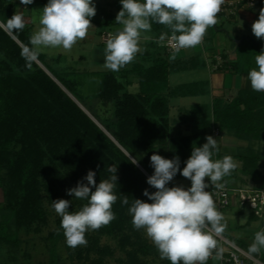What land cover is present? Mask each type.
<instances>
[{
    "label": "rangeland",
    "instance_id": "374dc122",
    "mask_svg": "<svg viewBox=\"0 0 264 264\" xmlns=\"http://www.w3.org/2000/svg\"><path fill=\"white\" fill-rule=\"evenodd\" d=\"M12 1L17 5L15 13L23 15L25 27H28L33 34L39 28V16L45 5L37 2L28 10L25 5L20 3V0ZM119 1L93 0L96 15L91 20L95 24L91 22L93 26L89 28L87 37L78 41L70 51H65L62 48H45L40 51L41 55L46 56L47 64L56 73L69 72L66 77L69 82L77 85L81 101L87 103L91 109L100 108L101 112L105 108L96 96L101 88L103 73L113 72L118 75L120 71L129 69L137 58L136 56L131 63L116 72L104 67L103 54L106 42L117 30L122 28V25L102 27L97 24L115 21L119 12ZM34 17L36 23H33ZM7 33L21 49L25 47L14 35ZM148 34L152 35V32L143 33L142 36ZM164 37L163 44H165L166 34ZM204 39L203 43L195 48L182 49L176 54V59L196 57L200 65L192 70L171 72L169 82L172 87L200 82L204 84V88H207L209 94L200 97L171 98L173 124L177 123L178 115L181 116L182 113L188 117L193 112L196 113V110L210 114L212 97H223L224 100L229 101L242 88V79L239 78H237V86L230 87L233 85L234 75L227 74L229 73L227 72L225 81L228 91L212 95L211 71L215 72V68L212 66L215 57L213 59L209 56L205 65L204 46L206 48L214 47L216 50H221L220 52L226 48L228 50L232 47L235 49L236 46H233L214 27L207 30ZM256 39L254 37L255 41L264 43V40ZM145 43V39H142L140 43L142 51L147 47ZM28 46L31 47V45ZM262 51L264 50L262 49ZM144 52L152 51L147 49ZM171 55L172 53H170ZM228 55L230 56V54ZM232 58L234 59L233 55ZM4 59L5 57L0 53V147L5 145L8 148L7 151H0V223H8L7 233L11 237V241L17 240L18 244L13 247L10 243H0V264H48L51 257L49 238L62 231L59 227L61 217L52 209V201L69 200L71 201L69 211H79L87 201L68 195L67 190L76 187L81 181L87 184L84 178L89 170L96 173L97 184L101 180L109 179L112 175L107 171L109 165L117 166L116 175L118 177L114 189L118 199L112 207L116 218L109 223L110 231L104 230L102 227L95 231L89 230L85 234L87 245L75 249L68 247L65 237H63L56 246L57 263L164 264V259L160 258L158 250L146 236L145 231L143 229L136 230L133 227L132 218L128 212L134 199L151 203L148 197L143 195L147 188L138 183L132 174L127 172L121 163L86 131L82 124L75 123L73 116L62 110L54 113L52 111L54 103H52L49 92L36 89L26 79L11 77L5 68L8 64ZM35 63L57 83L39 61ZM133 80L132 87L128 90L136 92L138 85L137 81ZM217 80H219L218 77ZM57 84L59 85V83ZM244 87L252 89L250 82ZM62 89L106 133L94 117L70 93L64 88ZM10 94L16 96L13 106L8 102ZM108 109L110 112L113 111L111 104ZM261 136L259 139L251 137L245 141L238 140L226 133H219L214 127L212 137L218 141L219 152L213 159H222L225 155H230L238 164L237 169L227 179V184H225L227 187L249 190L264 189V134ZM74 146L76 151H74ZM240 155L247 158L254 157V165L249 167L251 173H243V161L238 158ZM10 161L15 162L14 167L9 166ZM24 162H29L33 167L28 183L20 173ZM145 175L149 177L148 174L145 173ZM177 175L179 176L173 178L167 186H182L184 188L191 186L189 179L180 173ZM205 182L210 185L206 189L208 191L212 186L207 178ZM23 183L25 188L22 187ZM139 186H141L140 191H137L136 188ZM22 188L26 191L25 198L21 193ZM124 196H127L129 200L128 205L122 204ZM14 207L18 209L17 212L13 210ZM217 209L223 213L226 223L223 236L240 238L245 235L250 237L249 241L252 239L251 237H254L255 234L247 230L248 228L241 227L251 213L248 207L243 208V215H239L237 209L231 206L222 210L217 206ZM126 219L130 221L125 222ZM128 223L130 225H127ZM250 225H255V233L264 231L260 222H251ZM217 239L218 248H225L226 246L220 239ZM140 244L150 246L147 254L140 251ZM260 252L264 255V248ZM219 263L220 260L215 256L207 261V264Z\"/></svg>",
    "mask_w": 264,
    "mask_h": 264
},
{
    "label": "clouds",
    "instance_id": "9594fccd",
    "mask_svg": "<svg viewBox=\"0 0 264 264\" xmlns=\"http://www.w3.org/2000/svg\"><path fill=\"white\" fill-rule=\"evenodd\" d=\"M20 3L27 6L33 0H20ZM120 3L122 8L115 22L122 28L107 40L103 54L104 67L114 72L131 63L142 51L141 40L150 39L142 34L151 31L153 22L171 30L174 44L170 60H175L181 49L202 44L207 30L219 23L218 13L225 0H120ZM95 15L93 0H48L39 16V28L30 36L31 47L25 46L21 52L26 67L30 70L38 61L41 49L70 51L87 37L93 26L91 18ZM33 23H36L35 17ZM24 27V17L20 13L0 23V28L9 33ZM252 33L264 40V7L252 24ZM164 38L161 35L160 40ZM255 64L247 78L253 91L264 92V51L256 55ZM206 141L201 147H193L182 171L178 157L166 159L158 154L151 155L154 174L147 178V183L156 191L149 193L145 189L143 193L151 203L134 199L128 208L133 227L143 229L160 258L167 259L170 264H207L214 252L216 259L222 257L223 250L218 248L217 238L224 233L226 223L212 193L206 190L210 185L205 181L207 178L211 186L221 189L224 186L221 181L230 176L238 164L230 155L214 160L213 155L219 152L218 141L212 136H207ZM129 161L138 166L139 161L131 155ZM107 171L112 173L109 179L97 184L96 173L89 170L84 178L87 184L81 181L67 190L68 195L87 201L79 211H69V200L52 201L51 207L61 217L60 226L70 248L86 246V232L99 230L116 218L112 207L118 199L114 191L117 166L109 165ZM178 172L191 181L189 188L167 186ZM122 204H129L127 196L123 197ZM262 248L264 231H258L248 254H257Z\"/></svg>",
    "mask_w": 264,
    "mask_h": 264
},
{
    "label": "trees",
    "instance_id": "16d2710c",
    "mask_svg": "<svg viewBox=\"0 0 264 264\" xmlns=\"http://www.w3.org/2000/svg\"><path fill=\"white\" fill-rule=\"evenodd\" d=\"M37 2L46 5L48 0H33V3L27 5L26 8L29 10ZM16 6L12 0H0V23H6L7 19L13 16ZM118 8L119 11L122 8L120 1ZM91 22L95 24L93 20ZM97 25L105 27L119 24L113 21ZM151 32L159 39L161 35L166 34V39L172 35L168 27L155 22L152 24ZM10 34L14 35L24 46L30 45L29 40L32 34L28 27ZM152 45L154 50L140 54L129 69L120 71L118 75L113 72L103 73L101 88L96 96L105 108L103 112L100 108L91 109L87 103L81 101L77 85L69 82L66 77L69 72L56 73L47 64L46 56L39 55L38 61L55 78L57 83L94 117L98 124L104 128L105 133L35 62L29 70L21 55L22 49L3 28H0V53L8 64L5 68L9 71V75L18 79H26L36 89L49 92L52 103H54L52 111L58 113L62 110L73 116L75 123L82 124L86 131L93 138L95 137L103 148L111 153L127 172L132 174L138 183L148 189L149 193L156 191L147 183L148 177L145 175L146 173L150 177L154 174V168L150 161L151 155L158 154L166 159L178 157L179 167L182 171L191 156L193 147H201L206 143V137L212 136L214 127L219 133H226L244 141L251 137L259 139L262 137L261 134H264V92H255L246 87L239 89L237 95L229 101L224 100L223 97H213L210 114L196 110V113L193 112L186 120L181 118L183 120L181 123L177 121L176 125H173L170 115L171 98L200 97L208 95L209 92L200 82L171 87L169 83L171 72L192 70L200 64L196 57L170 60L171 52L168 51L165 44L161 45L158 40L154 41ZM261 51V47L253 46L251 42L245 40L244 44L235 50L234 59H230L228 53L221 54V63L214 71L248 76V72L256 67L255 57ZM206 63L204 61L205 65ZM215 64H217L216 59L213 60L212 66ZM133 79L137 81L138 85L136 92L128 90L132 87ZM15 97L14 94L9 96L8 102L11 106L15 103ZM110 104L113 107L112 112L108 109ZM75 148L74 146V151H76ZM7 149L5 145L0 147V151H7ZM129 155L139 161L138 166L129 161ZM241 155L238 158L243 161V173H251L249 167L254 165V157L247 158ZM215 156L216 153L213 157ZM9 166L14 167L15 162L10 161ZM32 168L29 162H24L20 168V173L26 183L31 178ZM177 176L179 175L175 177ZM230 176L225 177L222 183L227 184V179ZM22 187H24V183ZM140 187L136 188L137 191H140ZM21 190L25 198L26 191L23 188ZM13 210L17 212L18 209L14 207ZM252 218L256 219V216L252 215ZM126 221L130 220L126 219ZM59 227L61 228V226ZM102 229L110 231V224L103 226ZM7 230L8 223L1 222L0 243H10L14 247L18 241H11ZM63 237L62 229L49 238L51 257L48 264H58L56 246ZM223 237L248 251L249 246H246L244 242L227 236ZM139 248L143 254H147L150 250V246L143 244H140ZM259 259L264 264L262 252H259ZM164 264H170V261L164 259Z\"/></svg>",
    "mask_w": 264,
    "mask_h": 264
},
{
    "label": "crops",
    "instance_id": "0c3cea01",
    "mask_svg": "<svg viewBox=\"0 0 264 264\" xmlns=\"http://www.w3.org/2000/svg\"><path fill=\"white\" fill-rule=\"evenodd\" d=\"M236 1H239V0H225V2H236ZM260 9H261V6L249 7L246 4H243V5H241L240 7H238L236 9L235 14L230 15V16L218 17L219 23L216 26H214V28L216 29V31L218 33H222L223 37H226L233 44V46H236V44L232 40H230L226 36V34L224 32H222V29L226 30L228 32L229 36L232 37V38H235V39H241V38H252V39H254L255 36L252 33V24H253L254 21H256L258 19L259 10ZM148 35H145L147 37H150V39L145 40L146 41L145 44H146L147 47H145V49L143 51H141L140 53H138L136 55L137 58H138V56L140 54L144 53L145 50L147 51V49H151V51H153L154 49H153L152 43L154 41H158L159 40L161 45L164 43L159 38H156V36L154 34L149 35V36ZM235 50H236V47H235V49H233V47H232L229 50L226 48V49H223L222 52H220L221 50L220 51L216 50L214 47H209L208 46L206 48L204 46L205 62H207L209 56H211L214 59V57L220 56L221 54H225V53L230 54V56H231V57L229 56L230 59H233L232 55L234 57ZM188 58H190V57H188ZM177 59H180V58H177ZM226 73L227 72L216 73V72H212L211 71V75H212L211 86H212V95L213 96L216 95V93L223 92V91H228L227 90L228 86H227L226 81H225L226 80ZM227 74H232V73L229 72ZM232 75H234L233 85L230 86L232 88L237 86V83H238L237 78L242 79V87L247 85L250 82L248 80L247 76H240V75H235V74H232ZM217 77H218L219 80H217ZM172 114L173 113L171 112V114H170L171 118L173 117ZM182 114H184V113H182ZM182 114H180L181 116L178 115V118H177L178 121H179L178 123H181V121L186 120L188 118V116L186 114H184V115H182ZM181 118H183V120H181ZM173 125H175V124H173ZM231 207H235L237 209V213L239 215H243L244 214V210L240 209L237 204L234 203ZM252 215H254V214L250 213L249 217L247 218V221L241 227L248 228L247 230H249L252 234L253 233L255 234L256 228L254 227L255 225H250L251 222L252 223L253 222H260L261 225H262V228H264V219L263 218H259L256 215H254V216H256V219H255V218H252ZM231 238H233V239H235L237 241H240V242L242 241V243L244 242L246 244V246H250V244L254 240V237H251L252 239L249 241L248 239L250 237L248 238L245 235L240 237V238H237V237H231ZM258 255H259V253L258 254H252V256H254V257H258ZM214 256H215V254L213 253V256L210 257L209 259H213ZM219 264H223L221 262V260H220Z\"/></svg>",
    "mask_w": 264,
    "mask_h": 264
},
{
    "label": "built area",
    "instance_id": "2783aa9c",
    "mask_svg": "<svg viewBox=\"0 0 264 264\" xmlns=\"http://www.w3.org/2000/svg\"><path fill=\"white\" fill-rule=\"evenodd\" d=\"M243 4H246L249 7H264V0L225 2L221 7V11L218 13V17L235 14L236 9ZM173 44L174 41H172L171 36H169L165 41V46L171 53H173ZM215 59L217 64H215L213 68L216 69L221 63V58L218 56L215 57ZM223 185L224 186L221 189H216L212 186L208 190L212 193L214 201L220 210L226 209L235 203L240 209L248 207L249 210H251V213L264 219V189H237L229 188L225 184ZM218 238L226 246L225 248H220L223 250L222 257L220 258L223 264H262L259 256L254 257L249 255L246 250L224 238L222 235Z\"/></svg>",
    "mask_w": 264,
    "mask_h": 264
},
{
    "label": "water",
    "instance_id": "95a60500",
    "mask_svg": "<svg viewBox=\"0 0 264 264\" xmlns=\"http://www.w3.org/2000/svg\"><path fill=\"white\" fill-rule=\"evenodd\" d=\"M222 32L226 34V36L232 40L236 44V49L244 44L245 39L250 41L254 46L261 47L264 50V43L262 42H257L252 38H241V39H235L229 36L228 32L224 29H222Z\"/></svg>",
    "mask_w": 264,
    "mask_h": 264
}]
</instances>
